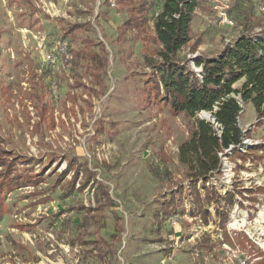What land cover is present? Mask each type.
<instances>
[{"label": "rangeland", "instance_id": "374dc122", "mask_svg": "<svg viewBox=\"0 0 264 264\" xmlns=\"http://www.w3.org/2000/svg\"><path fill=\"white\" fill-rule=\"evenodd\" d=\"M143 1L151 7L146 31L119 39L126 13L100 7V0H0V134L9 150L42 160L19 166L41 177L36 185L8 193L0 264H264V124L244 106L240 125L253 145L238 151L246 160L234 151L220 156L227 165L194 191L180 146L196 119L214 120L209 112L175 114L149 93L145 57L160 49L153 21L163 0ZM234 1L200 0L193 39L181 52L198 75L196 58L214 57L243 34L264 39V0H251L257 18L247 27L237 9L229 12ZM80 23L86 28L73 41L66 30ZM64 40L75 65L47 69L45 52ZM35 92L49 109L46 121L32 104ZM87 168L94 174L81 190ZM100 184L110 187L114 203L85 230L86 212L78 208L107 202ZM172 198L176 209L167 217L164 204ZM203 210L211 213L208 222ZM80 236L100 241L98 249Z\"/></svg>", "mask_w": 264, "mask_h": 264}, {"label": "trees", "instance_id": "16d2710c", "mask_svg": "<svg viewBox=\"0 0 264 264\" xmlns=\"http://www.w3.org/2000/svg\"><path fill=\"white\" fill-rule=\"evenodd\" d=\"M102 1L100 0V7L105 6L109 10L126 13L125 20L118 27L119 39H122L124 32L144 33L146 31L151 11V7L146 2L117 0L115 6H112L111 0H105L104 3ZM12 2L17 3V0ZM199 4L200 0H163L162 8L153 21L155 32L153 41L159 45L160 49L153 53V57H145V63L152 69L151 75L145 79L149 93L158 96L159 101L170 106L175 114L185 113L194 118L201 112H209L214 120L212 123V121L196 119L190 138L180 146V162L186 167L195 192L200 180L206 183L211 175L221 171L223 164L220 154L225 150L232 148L231 152L234 151V154L246 160V156L238 151L249 134L240 125L244 106L251 105L256 111L259 125L264 124V39H253L250 35L243 34L233 43L226 45L214 57L196 58L195 64L201 68L200 75L192 70L186 58H182V50L193 39L192 22ZM235 9L243 15L242 25L246 27L257 18L256 7L251 0H235L229 12ZM259 13L258 19H264V12L259 10ZM99 21L98 16L96 22L99 23ZM85 28L86 24H69L65 35H72V40L75 41V32ZM101 45L103 46L102 43ZM68 49L72 54L70 65L73 66L75 51L70 44ZM239 81L243 83L241 87L236 88L235 85ZM34 94L37 98H33L35 101L32 104L39 103L38 115L40 120L46 121L49 118L47 114L49 109L44 104L40 93ZM216 125L219 126L216 127ZM41 162V159L9 150L6 139L0 134V167L2 168L0 171V218L10 213L7 202L8 193L36 185L41 180L38 174L20 171L19 166H34ZM93 174L88 168L85 169L87 178L81 184V190L89 185ZM78 177L77 170L69 190L75 187ZM99 189L106 203L98 204L94 208L82 204L78 208L86 212L83 218L84 224H82L85 230L91 228L94 220L101 213L103 214V209L107 205L114 203L110 196V187L100 184ZM252 191L253 189L250 193H253ZM233 198L234 194H226V199ZM164 205L167 217L171 216L175 211L173 209H176L175 198L165 202ZM217 214L220 217L223 215L219 211ZM210 215L208 210H203L206 222ZM117 230L122 235L123 227L119 222ZM80 241L93 245L96 249H98L97 243L100 242H87L81 236ZM114 241L115 245L119 242L117 237ZM104 245L107 247V244ZM261 262L264 263V254Z\"/></svg>", "mask_w": 264, "mask_h": 264}, {"label": "built area", "instance_id": "2783aa9c", "mask_svg": "<svg viewBox=\"0 0 264 264\" xmlns=\"http://www.w3.org/2000/svg\"><path fill=\"white\" fill-rule=\"evenodd\" d=\"M112 6H115V3L117 0H111ZM208 3H216L219 0H206ZM220 17L223 19L225 23L232 24L228 14L226 11H223L220 13ZM69 43L68 41L64 40L60 43H58L55 47L45 52L44 55V61L47 69H64L67 70V68L70 65V61L72 59V54L69 52ZM219 125H216L218 127ZM246 131V130H245ZM258 143V141H256ZM248 145H253L251 143V140L244 139L243 144L239 147L240 150L248 147ZM232 148L225 150L224 153H221L220 156L222 158H225L227 160V156L231 153ZM224 165H227V162H223Z\"/></svg>", "mask_w": 264, "mask_h": 264}]
</instances>
